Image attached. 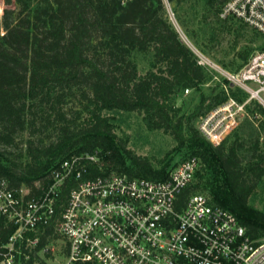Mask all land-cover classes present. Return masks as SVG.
<instances>
[{"label":"trees","instance_id":"obj_1","mask_svg":"<svg viewBox=\"0 0 264 264\" xmlns=\"http://www.w3.org/2000/svg\"><path fill=\"white\" fill-rule=\"evenodd\" d=\"M15 2L5 0L0 9V140L16 145L18 135L28 132V159L0 152V176L35 192L36 182L47 185L62 160L93 153L100 159L90 165L92 175L164 177L171 161L157 169L128 149L107 113L137 112L148 128L163 129L177 140L176 148L186 146L198 156L213 172L206 180L212 199L232 211L252 238L264 237V211L249 204L264 175V152L242 165V143L227 147L226 138L214 146L198 131L197 118L225 100L223 89L177 117L172 96L197 89L206 73L169 21L163 0ZM149 50L157 68L140 74L132 53ZM231 92L239 100L247 96L238 88ZM202 184L199 168L183 195L206 189Z\"/></svg>","mask_w":264,"mask_h":264},{"label":"built area","instance_id":"obj_2","mask_svg":"<svg viewBox=\"0 0 264 264\" xmlns=\"http://www.w3.org/2000/svg\"><path fill=\"white\" fill-rule=\"evenodd\" d=\"M219 16L252 28L263 44L238 71L221 70L226 98L196 120L214 146L249 115L252 99L264 105V0H227ZM234 88L248 98L239 100ZM99 159L65 158L35 192L0 176V264H264V237L252 238L210 194L183 195L197 178L198 156L171 162L160 178L92 175Z\"/></svg>","mask_w":264,"mask_h":264},{"label":"rangeland","instance_id":"obj_3","mask_svg":"<svg viewBox=\"0 0 264 264\" xmlns=\"http://www.w3.org/2000/svg\"><path fill=\"white\" fill-rule=\"evenodd\" d=\"M221 1L163 0L166 15L178 31L180 39L192 50L197 60L201 59L200 57L205 58V64H201L206 73L204 82L197 89H190L189 92L179 89L172 96V103L179 108L177 117L191 113L203 96L219 93L224 83L221 70L238 71L250 54L263 44L262 36L252 28L238 20H225L219 16ZM11 2L12 5L16 3L15 0ZM5 6V0H0V9L3 10ZM132 59L136 62L140 74L157 68L153 50L134 51ZM245 97L248 98V95ZM247 110L249 115L241 117L239 125L225 142L227 147L232 143H242L239 149L242 165H246L249 161H257V154L264 152V105L252 99L247 105ZM107 113L114 117V130L118 138L126 141L127 148L137 155L150 158L157 169L167 162L182 159L191 152L186 146L176 148L177 140L163 129L148 128L142 114L122 110ZM27 138L28 132L19 134L18 144L12 146L0 140V152H4L3 156L9 158L22 154V161H26ZM200 171L202 186L206 187L202 190L208 193L210 186L206 180L213 179V172L203 164L200 166ZM249 204L255 209L264 211V175L250 196Z\"/></svg>","mask_w":264,"mask_h":264}]
</instances>
